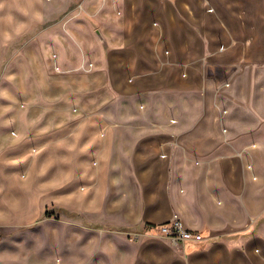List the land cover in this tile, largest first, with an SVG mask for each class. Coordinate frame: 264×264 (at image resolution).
<instances>
[{"label":"crops","instance_id":"0c3cea01","mask_svg":"<svg viewBox=\"0 0 264 264\" xmlns=\"http://www.w3.org/2000/svg\"><path fill=\"white\" fill-rule=\"evenodd\" d=\"M70 1L0 0V264H264V0ZM61 34L94 91L75 111L47 103ZM173 212L200 243L144 231Z\"/></svg>","mask_w":264,"mask_h":264},{"label":"rangeland","instance_id":"374dc122","mask_svg":"<svg viewBox=\"0 0 264 264\" xmlns=\"http://www.w3.org/2000/svg\"><path fill=\"white\" fill-rule=\"evenodd\" d=\"M55 2V3H54ZM52 3L55 4L57 11L54 15L56 16L58 13L62 12L64 9H68L71 7L72 4L75 2H72L70 0H52ZM54 17H48L47 21H51ZM49 36V34H48ZM58 36V35H57ZM82 34H78L77 37L80 39ZM50 37L52 39L55 38V34H50ZM58 39H61V43H57L54 40L49 39L45 45V49L43 50L44 56L47 59V67H46V73H47V82H46V87L45 91L47 93V103L48 107L51 108L52 110L54 109V106L57 102L63 103V106H67L71 108L72 106L77 107V109H82L85 106L81 105L80 103H85V104H90V95L91 92L93 93V88H90L89 85H91L92 81H89V78L87 77V72L89 71V66H81L79 67V71L74 70L72 71L70 68L75 67L78 64V61L81 56V50L77 52L73 47H71V43L69 42V39L65 37V35H62L58 37ZM19 43L16 41L15 47H17ZM84 53L85 57L87 59L92 60L93 62L96 63L97 60H101L102 57V52L101 49L97 47H84ZM26 53V49H20L17 50L15 48V57L16 59H21L22 55ZM54 53L57 55V60L56 63L62 68L61 71H58L54 61H53V56ZM66 62V64L64 63ZM101 62V61H100ZM98 62V63H100ZM15 69H18L16 65L13 66ZM71 72L74 74H78L77 79L75 78V81H71ZM62 74L63 75V80L58 81L55 80L56 74ZM97 84L98 82H93ZM34 86L32 87L34 89V93H37L38 91V82H33ZM28 82H23L20 80H15L14 82V92L16 95L15 98V105L16 106H22L25 104V98L22 93L26 90V88L29 89ZM73 85V86H72ZM43 87V88H44ZM71 88H74L75 91H72ZM78 89V91H76ZM58 91L63 94V97L67 95V98H61V99H55L58 95ZM70 94H73V97L75 100H70ZM70 98V99H68ZM114 119H119L118 117H115ZM82 213V212H81ZM80 213V214H81ZM87 213L84 211L82 213L84 219H80L78 222L79 226L83 228H87V226L92 227V224L87 225V222L90 221V219H87ZM70 217V213L64 212L63 215V220L68 221L69 219L66 217ZM91 223V222H89ZM111 226V225H110ZM117 227V226H116ZM70 226L63 224L62 226V252L66 253L67 251L69 252L70 246H71V241L69 240V235H70ZM61 244V242H60ZM78 246L80 251H86L87 250V240L85 238H79L78 240ZM61 249L59 248V252ZM45 259L47 260V264H50L51 262V253L45 252ZM83 259L81 257L78 258V260L75 262V264L80 263Z\"/></svg>","mask_w":264,"mask_h":264},{"label":"built area","instance_id":"2783aa9c","mask_svg":"<svg viewBox=\"0 0 264 264\" xmlns=\"http://www.w3.org/2000/svg\"><path fill=\"white\" fill-rule=\"evenodd\" d=\"M72 110L76 107L72 106ZM144 231L150 236L166 239L172 245L198 244L204 238L201 231L187 227L176 212L163 222L147 225Z\"/></svg>","mask_w":264,"mask_h":264}]
</instances>
